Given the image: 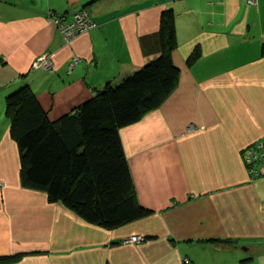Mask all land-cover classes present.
<instances>
[{"label": "crops", "instance_id": "crops-1", "mask_svg": "<svg viewBox=\"0 0 264 264\" xmlns=\"http://www.w3.org/2000/svg\"><path fill=\"white\" fill-rule=\"evenodd\" d=\"M81 8L97 25L66 41L47 14ZM165 8L178 80L119 131L150 214L104 228L21 184L4 99L28 83L51 119L70 111L160 52ZM263 41L264 0H0V264H264V174L243 162L264 136ZM41 55L53 68H32Z\"/></svg>", "mask_w": 264, "mask_h": 264}, {"label": "trees", "instance_id": "trees-1", "mask_svg": "<svg viewBox=\"0 0 264 264\" xmlns=\"http://www.w3.org/2000/svg\"><path fill=\"white\" fill-rule=\"evenodd\" d=\"M159 34L160 52L154 58L116 82L107 80L93 96L55 119L28 83L6 94L4 115L18 147L23 186L44 191L48 201L61 202L104 228L150 214L136 200L119 131L160 106L178 80L171 54L176 47L172 8L161 11Z\"/></svg>", "mask_w": 264, "mask_h": 264}, {"label": "built area", "instance_id": "built-area-1", "mask_svg": "<svg viewBox=\"0 0 264 264\" xmlns=\"http://www.w3.org/2000/svg\"><path fill=\"white\" fill-rule=\"evenodd\" d=\"M256 0H247V4H255ZM58 18V17H57ZM60 19L64 20L63 17L59 18V21L56 18H53L55 24H57L60 32L64 36L66 41H70L76 33L89 30L96 27V23L92 20L89 11L86 10H77L75 11L69 20H64L60 22ZM73 19L72 22H70ZM78 61L77 57H72L70 60L69 67H73ZM43 64V65H42ZM32 66L43 67L44 69L53 68V62L46 55H41L36 58ZM243 162L246 166L248 173L252 177H256L264 174V137L258 138L253 141L250 145H247L243 151ZM143 239L140 235H133L129 238L128 241L139 242Z\"/></svg>", "mask_w": 264, "mask_h": 264}, {"label": "rangeland", "instance_id": "rangeland-1", "mask_svg": "<svg viewBox=\"0 0 264 264\" xmlns=\"http://www.w3.org/2000/svg\"><path fill=\"white\" fill-rule=\"evenodd\" d=\"M250 5V4H249ZM251 5H254V4H251ZM81 10H86V8H81ZM73 14V13H72ZM71 14V15H72ZM90 14V13H89ZM91 16V15H90ZM58 17V18H57ZM61 17H63L64 18V20H66V16H65V14H58V13H54V12H52V11H49L48 12V14H47V18H48V20H50L51 22H52V24L53 25H55L57 28H58V26H57V24H55L54 23V21H53V18H56L58 21H59V18H61ZM61 20L62 19H60V22H61ZM64 20H62V21H64ZM73 21V19L70 21V22H72ZM59 29V28H58ZM86 31H88V30H86ZM83 32H85V31H83ZM79 33H82V32H79ZM79 33H76V35H78ZM75 35V36H76ZM75 36H73L72 38H74ZM72 38H71V40H72ZM40 57V56H39ZM38 58V57H37ZM35 60V59H34ZM33 63V62H32ZM43 65V64H42Z\"/></svg>", "mask_w": 264, "mask_h": 264}, {"label": "bare ground", "instance_id": "bare-ground-1", "mask_svg": "<svg viewBox=\"0 0 264 264\" xmlns=\"http://www.w3.org/2000/svg\"><path fill=\"white\" fill-rule=\"evenodd\" d=\"M230 241V240H229ZM232 241V240H231Z\"/></svg>", "mask_w": 264, "mask_h": 264}]
</instances>
